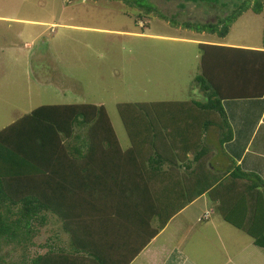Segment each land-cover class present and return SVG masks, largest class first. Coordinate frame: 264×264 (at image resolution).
Segmentation results:
<instances>
[{
	"label": "trees",
	"instance_id": "1",
	"mask_svg": "<svg viewBox=\"0 0 264 264\" xmlns=\"http://www.w3.org/2000/svg\"><path fill=\"white\" fill-rule=\"evenodd\" d=\"M174 1L222 14L179 21L137 0L138 19L154 12L223 38L244 12L264 13V0ZM199 50L194 81L204 99L119 103L127 147L103 104H43L0 130V264H129L202 195L264 250V179L225 151L233 129L223 105L264 96V27L259 48L199 43ZM212 136L229 162L222 170L213 164ZM51 222L50 242L32 254Z\"/></svg>",
	"mask_w": 264,
	"mask_h": 264
},
{
	"label": "rangeland",
	"instance_id": "2",
	"mask_svg": "<svg viewBox=\"0 0 264 264\" xmlns=\"http://www.w3.org/2000/svg\"><path fill=\"white\" fill-rule=\"evenodd\" d=\"M140 1L169 16L177 13L179 21H216L222 14L207 4L189 2L181 9L174 0ZM139 10L137 0H0V13L10 17L0 21V130L43 104H103L127 147L119 103L204 99L194 81L201 73L202 40L262 45L264 13L244 12L220 39L173 26L154 12L138 19ZM210 139L214 153L217 143ZM213 164L222 170L229 162L216 151ZM208 204L186 221L187 228L183 222L173 228L175 241H168L171 227L161 240L172 247L183 239L196 264H264V250L252 245V237ZM204 213L209 220H197ZM52 222L35 239L32 254L57 228Z\"/></svg>",
	"mask_w": 264,
	"mask_h": 264
},
{
	"label": "crops",
	"instance_id": "3",
	"mask_svg": "<svg viewBox=\"0 0 264 264\" xmlns=\"http://www.w3.org/2000/svg\"><path fill=\"white\" fill-rule=\"evenodd\" d=\"M8 18L10 17L0 13V21L5 22V19ZM225 38L226 37L220 39ZM200 43L259 48L258 45L245 42H231L226 44L223 42L202 40ZM199 55L201 58V53H199ZM223 105L233 129V139L224 144L225 151L233 157L244 170L255 171L264 179V96L254 99H224ZM223 157L226 158L225 156ZM208 203L209 200L206 195H202L182 209L178 214L172 217L159 234L151 240L149 245L129 264H168L170 259L174 260L176 264H196L193 257H191L192 255L186 253L183 248V239L176 240V245L169 247L168 245L170 243L165 244L163 238L161 240V237L163 233H166L165 231L171 227V236L168 241H175L174 237H172L173 228L174 230L179 229L181 222H183V226L186 227V221L191 222V220L194 219L195 212H199L200 214L209 208ZM214 212L215 211H213V213ZM199 218L198 215L197 220ZM215 223L216 224H213V226L217 228L219 224H217V222ZM190 228L187 230L184 228V231L187 232ZM168 233H170V231ZM251 242L252 245H254L253 239ZM247 248L248 246L245 245L240 253L245 254ZM162 252H164V254H162ZM179 260H181V262ZM260 261L263 262V259H260Z\"/></svg>",
	"mask_w": 264,
	"mask_h": 264
},
{
	"label": "built area",
	"instance_id": "4",
	"mask_svg": "<svg viewBox=\"0 0 264 264\" xmlns=\"http://www.w3.org/2000/svg\"><path fill=\"white\" fill-rule=\"evenodd\" d=\"M204 216H205V217H208V216L206 215V213L204 214Z\"/></svg>",
	"mask_w": 264,
	"mask_h": 264
},
{
	"label": "bare ground",
	"instance_id": "5",
	"mask_svg": "<svg viewBox=\"0 0 264 264\" xmlns=\"http://www.w3.org/2000/svg\"><path fill=\"white\" fill-rule=\"evenodd\" d=\"M217 204V203H216ZM218 208V207H217Z\"/></svg>",
	"mask_w": 264,
	"mask_h": 264
}]
</instances>
